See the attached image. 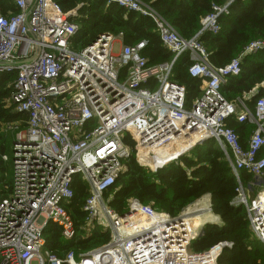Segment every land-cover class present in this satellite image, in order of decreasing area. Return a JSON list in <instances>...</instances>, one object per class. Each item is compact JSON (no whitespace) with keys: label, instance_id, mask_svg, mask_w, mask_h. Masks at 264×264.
I'll use <instances>...</instances> for the list:
<instances>
[{"label":"built area","instance_id":"1","mask_svg":"<svg viewBox=\"0 0 264 264\" xmlns=\"http://www.w3.org/2000/svg\"><path fill=\"white\" fill-rule=\"evenodd\" d=\"M99 1L151 19L171 60L151 64L143 54L148 41L125 45L122 33H103L75 50L77 9L65 13L55 0H9L17 11L5 15L0 10V74H17L11 103L28 115L11 155L2 157L11 162L12 185L9 196L0 200V264H218L232 243H218L205 252L192 249L200 227L194 216L212 213L210 195L178 216L136 199L123 214L111 207L133 153L126 136L135 142L138 164L153 173L214 141L238 184L233 205L246 209L251 232L264 245V98L250 109L244 99L230 102L221 92L229 78L240 76L246 56L264 52V39L215 67L201 37L219 33L220 18L234 0L214 5L191 39L180 36L141 0ZM184 57L189 77L201 81L190 109L186 86L173 78ZM232 118L255 127L247 145L228 126ZM16 129L7 125L4 130ZM184 141L189 149L176 159L156 168L147 164L146 157L171 153ZM242 172L252 177L249 187L259 189L256 195L243 186ZM76 178L88 188L82 205L84 236L100 228L110 238L90 251L76 255L69 250L60 258L47 249L45 231L53 224L64 241L76 239L78 231L66 209ZM201 202L209 203L207 209L190 211Z\"/></svg>","mask_w":264,"mask_h":264},{"label":"trees","instance_id":"2","mask_svg":"<svg viewBox=\"0 0 264 264\" xmlns=\"http://www.w3.org/2000/svg\"><path fill=\"white\" fill-rule=\"evenodd\" d=\"M141 1L172 24L180 36L191 39L200 31L202 19L212 12L214 5L224 6L232 0ZM55 2L65 13L79 8L74 21L79 25L80 32L71 43L75 50L88 46L103 33H122L125 45L134 46L143 40L148 41L143 54L151 64L171 60V55L161 44L151 19L127 12L116 5L108 6L106 2L99 0ZM0 10L5 15L9 11H17L9 0H0ZM260 39H264V0H234L228 14L220 18L219 33L215 36L203 35L201 42L210 53L211 64L223 67L249 43ZM79 42L84 46L75 48ZM188 66V58H182L173 78L186 86V107L190 109L200 95L201 81L189 77ZM241 67L240 76L229 78L221 92L228 101L233 102L238 97L242 98L256 91L249 103L250 107L253 103V108L257 99L264 98V52L246 56ZM16 78V73L0 74V200L9 196L12 185V165L7 166L2 157L7 154V147L15 141V135L25 130L28 124V115L17 112L11 103ZM227 124L241 135L254 129L248 124H238L235 118L228 120ZM7 125H15L17 129L12 133H5ZM241 141L243 143L242 139ZM125 143L133 153L125 164V182L115 193L110 204L112 208L123 214L128 202L136 199L153 206L157 211L178 216L199 199L210 195L212 215L218 218V224L207 223L203 227V235L197 238L192 246L193 251L205 252L218 243L230 242L233 247L224 250L218 264H264V245L254 238L246 209L233 205L238 195V184L225 155L214 141L194 148L178 162L171 163L156 173L138 164L134 151L135 142L129 136H126ZM260 156H264V149ZM241 179L243 186L256 195L258 190L249 187L252 177L242 172ZM73 190L74 198L66 205V209L77 228L76 239L72 242L64 241L60 229L53 224H49L45 231L47 249L60 258H64L69 250L80 255L105 244L110 238V233L100 228L95 229L91 235L84 236L81 230L85 217L82 205L88 195V188L81 178H76ZM200 204L209 205L208 202Z\"/></svg>","mask_w":264,"mask_h":264},{"label":"bare ground","instance_id":"3","mask_svg":"<svg viewBox=\"0 0 264 264\" xmlns=\"http://www.w3.org/2000/svg\"><path fill=\"white\" fill-rule=\"evenodd\" d=\"M187 146H189V143L184 141L181 146H179L178 148H174V150L171 153L167 154V151H166V152L162 153L161 156H157L156 158H154V157L152 158V157L148 156V157H146L148 159L147 164L152 168H156L161 164H165V163L179 157L178 155L182 154V152H183L182 149H185V151L188 150L186 148H183V147H187ZM140 159L142 160V158H140ZM207 207H208V205H206V204L198 203V204L194 205V208H190V211L197 210V209H207ZM211 217L213 218V220L217 221V218L214 217L212 215V213H211ZM200 221H201V217L197 216V224H199ZM203 227H204V225L202 226V228Z\"/></svg>","mask_w":264,"mask_h":264},{"label":"rangeland","instance_id":"4","mask_svg":"<svg viewBox=\"0 0 264 264\" xmlns=\"http://www.w3.org/2000/svg\"><path fill=\"white\" fill-rule=\"evenodd\" d=\"M82 46H84V44H83L82 42H79V43H77V44L75 45V48H79V47H82ZM25 130H26V129H25ZM25 130H22V132H24ZM4 132H5V133H12L13 131H12V130H9V131L4 130ZM181 148H182V147H181ZM183 148L188 149L189 146H187V147H183ZM12 149H13V143L10 144V145L7 147L6 153H7L8 156L11 155V151H12ZM182 151L184 152L185 149H182ZM183 152H182V153H183ZM153 157L156 158L157 156L153 155L152 158H153ZM5 164H7V166H8V165L11 164V163H10V162H7V163H5ZM261 181H262V180H258V183L261 184ZM124 182H125V180H124ZM124 182H123L121 188L123 187ZM121 188H120V189H121ZM258 191H259V189H258ZM250 193H254V191H253V192H250ZM183 212H184V211H183ZM194 217L197 218V216H194ZM204 222H205V223H209V224H212V223L214 224V223H216V221L213 220V218L211 217V214H210V213H207V214H205L204 216H201V221L199 222L200 227L197 229V234L199 233V235H200V233H201V230L203 229L202 226H203ZM206 225H207V224H206ZM204 226H205V225H204ZM194 243H195V242H194ZM193 245H194V244H193Z\"/></svg>","mask_w":264,"mask_h":264},{"label":"crops","instance_id":"5","mask_svg":"<svg viewBox=\"0 0 264 264\" xmlns=\"http://www.w3.org/2000/svg\"><path fill=\"white\" fill-rule=\"evenodd\" d=\"M199 33V32H198ZM204 35H211V34H204ZM203 36V35H202ZM213 36V35H212ZM202 38V37H201ZM123 43H124V39H123ZM120 48H121V45H120V42L119 43H117L116 44V50L117 51H120ZM168 51V50H167ZM169 52V51H168ZM170 54V53H169ZM184 58H186V57H184ZM243 62V61H242ZM239 77V76H238ZM232 78H234V77H232ZM195 80H198V79H195ZM229 80V79H228ZM228 80H227V82H226V84L224 85V86H226L227 85V83H228ZM223 86V87H224ZM256 93V91H253V92H251L249 95L247 94L246 96H244V97H242V98H240V97H238V98H236V100L237 99H244L245 100V102H246V104L250 107V102L252 101V99H253V97H254V94ZM235 100V101H236ZM235 101H233V102H235ZM252 106H253V103H251V107H250V109H254V107L252 108ZM254 106H255V104H254ZM244 125V124H243ZM249 126H251V125H249ZM252 127H254L253 125H252ZM255 128V127H254ZM254 130V129H253ZM253 130H252V132H253ZM252 132H250V133H248V134H246V135H241V134H239L240 135V138L243 140V145L245 144V145H247L248 144V142H249V139H250V137H251V135H252ZM242 142V141H241ZM189 149V148H188ZM258 190V189H257ZM216 217V216H215ZM217 218V217H216ZM217 221H218V218H217ZM216 221V222H217Z\"/></svg>","mask_w":264,"mask_h":264},{"label":"water","instance_id":"6","mask_svg":"<svg viewBox=\"0 0 264 264\" xmlns=\"http://www.w3.org/2000/svg\"><path fill=\"white\" fill-rule=\"evenodd\" d=\"M79 11V8L77 9V12ZM13 144H14V142H13ZM203 235V229L201 230V233H200V235L199 236H202Z\"/></svg>","mask_w":264,"mask_h":264}]
</instances>
